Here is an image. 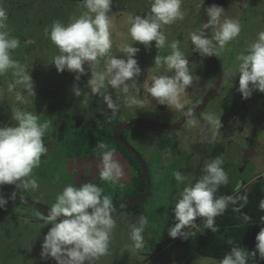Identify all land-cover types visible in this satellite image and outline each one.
<instances>
[{"label":"rangeland","instance_id":"rangeland-1","mask_svg":"<svg viewBox=\"0 0 264 264\" xmlns=\"http://www.w3.org/2000/svg\"><path fill=\"white\" fill-rule=\"evenodd\" d=\"M151 2L112 0V54L124 58L120 45L133 43L128 34L129 14L148 13ZM205 5L206 0H184L182 7L187 12L185 18L164 28L169 42L180 41V49L189 60L188 67L193 76L187 94L181 97L184 108L176 109L160 105L145 87L151 84L153 76L173 75L165 66L157 67L153 63L157 54L169 55L171 49H157L155 42L148 48L139 43L134 44V47L139 48L135 59L142 70L135 86L127 94L110 86L93 93L87 85L90 79L87 65L86 74L80 76L79 80H76V73L57 71L52 63L59 51L45 34V29L50 28L54 21L59 20L67 25L83 14L86 9L82 1L0 0V7L8 14L11 35L20 41V46L11 52L12 58L30 72L35 92L34 95L26 91L23 84H16L14 89L9 90V85L20 79L14 74L15 69L0 75V127L15 123L11 120V114L17 108L39 115L41 123L50 120V128L44 137L48 151L41 158L40 166L32 172L39 187L21 192L14 185H3L0 186V195L12 196L15 192V197L51 208L57 194L68 184L79 186L92 182L103 189L104 195L112 197L114 209L136 201L145 195L146 189L140 197L131 194L136 189V179L133 178L134 172L136 175L139 173L138 166L112 139L114 129L135 119L170 127L180 125L176 131L141 124L119 132L140 154L147 170L149 168L154 188L151 189L152 196L142 201L145 203L139 213L131 208L133 206L113 212L117 226L112 238L115 235L117 238L114 244L110 241L108 254L101 256L94 264H212L214 259L195 254L196 229H185L189 231L187 238L172 239L168 235L172 227L168 221L169 212H174L179 194L186 185L194 184L203 174L205 164L216 157L223 158V167L229 176V183L224 187L234 190L239 184L240 189L246 191L256 180L264 177V104L260 101L258 91L253 92L247 100L242 99L237 91L240 63L237 57L245 53L257 32L264 30V0H215L214 5L225 10L221 22L225 18L237 19L242 31L218 56H210L224 72L221 84L200 112L187 118L186 114L194 112L203 103L218 79L217 70L209 57L195 52L189 37L190 32L203 29L207 14ZM214 31V26L208 27L210 39ZM105 62L106 59L101 58L100 66L95 70L103 71ZM74 88H79L82 94L75 96ZM18 95L22 97L21 100H17ZM104 95H111L119 105L114 115L104 103ZM132 98L139 102L130 105L128 101ZM205 114L221 117L219 133L204 120ZM66 115L71 117L70 121L76 117L88 120L86 134L93 141L98 137V127L107 130L108 138L105 136L101 141L106 149H115V158L123 166L124 174L119 183L106 182L100 178L98 165L106 149L98 148L99 144H83L77 149L71 140L67 142L70 136H60L62 119ZM192 118L197 122L189 123ZM177 171L186 177L184 183L174 179L173 174ZM46 216L41 210L17 202H7L0 208V264H56L54 260L42 259L40 256L44 235L51 227L43 219ZM141 216L147 217L149 223L143 232L144 247L137 250L133 241L129 244L130 228L132 224L138 223ZM150 241H153L152 251L146 248Z\"/></svg>","mask_w":264,"mask_h":264},{"label":"clouds","instance_id":"clouds-1","mask_svg":"<svg viewBox=\"0 0 264 264\" xmlns=\"http://www.w3.org/2000/svg\"><path fill=\"white\" fill-rule=\"evenodd\" d=\"M184 0H152L150 10L144 15L129 14L130 27L128 34L133 43H122L120 51L124 58L111 53L112 42V0H82L86 11L79 17L65 25L61 21H54L45 34L58 48L59 54L53 58V65L58 72L65 70L76 73V80L85 75V65L90 71L88 87L93 93H99L101 88L110 86L112 89L129 93L135 86L142 70L135 59L139 48L134 44H142L146 48L155 42L157 49L165 47L171 49L166 56L156 55L154 65L165 66L173 75H156L151 78V84L145 85L147 92L160 105L183 109L181 97L187 94L193 83V76L189 70V60L180 49V41L169 42L164 30L166 25H172L183 20L187 14L182 7ZM225 10L221 6L212 5L207 8V23L203 29L189 33L194 51L206 56H218L226 45L239 37L242 25L239 20L221 17ZM214 26L215 31L210 39L206 33L208 27ZM20 46L18 38L11 35L8 24V14L0 7V75L9 69H15V75L20 79L9 85V90L16 84H23L26 91H33L30 72L12 58L11 52ZM101 58H105L103 71H96ZM239 82L237 91L242 99H250L253 92L264 93V30L257 32L256 37L248 45L245 53L237 57ZM75 96L82 93L79 88L73 89ZM17 96V100H21ZM104 103L113 115L119 105L111 95L103 96ZM139 101L132 98L128 103ZM186 115L192 116L191 111ZM204 120L213 125L218 132L221 127V117L205 114ZM11 120L14 124L0 127V186L14 185L16 189L27 191L39 187L38 181L32 176L34 168L41 164V156L48 151L44 144V137L50 128V120L43 123L40 117L22 109H13ZM192 118L189 123H196ZM213 140L215 137L213 136ZM106 149L103 143L97 146ZM224 160L217 157L206 163L203 174L194 184L186 185L179 194L174 208L176 223L169 228L168 235L172 239L187 238L189 231L197 229V218H203V226L212 233L219 231L215 218L222 216L229 205L235 206L238 201H244L240 207H233L234 212H240L247 203L246 196H216L221 186L229 183L228 173L225 171ZM99 175L103 181L119 183L123 176V166L115 158V149L102 152L98 165ZM174 179L184 183L186 177L179 171ZM241 186L236 185L234 191L239 193ZM16 193L13 192L14 199ZM7 200L0 198V208L7 204ZM264 210V199L260 201ZM112 197L103 194V189L92 182L79 186L68 184L58 193L48 214L43 219L50 225L41 244L40 256L50 258L56 264H94L101 256L108 254L110 239L116 228L113 218ZM245 222L250 217L244 214ZM149 223L147 217L141 216L137 224L130 228V238L135 249L144 247L143 232ZM256 251L249 253L245 248L231 247L230 251L219 261L212 264H248V261L259 253L264 259V227L256 236Z\"/></svg>","mask_w":264,"mask_h":264},{"label":"trees","instance_id":"trees-1","mask_svg":"<svg viewBox=\"0 0 264 264\" xmlns=\"http://www.w3.org/2000/svg\"><path fill=\"white\" fill-rule=\"evenodd\" d=\"M71 2H80L82 0H65ZM208 0H206L205 9L207 6ZM215 2V1H214ZM203 55V54H201ZM205 56V55H203ZM214 70V69H213ZM223 75L224 72L222 71ZM260 101L264 104V93L259 92ZM195 116V115H194ZM193 117V116H192ZM72 120L69 115H66L64 119H62L61 124V135L64 138L66 136H70V139H67L69 143L70 140L74 143L73 145L78 149V146H83V144H101V141L105 136L108 138L106 134L105 128H100L98 137L94 139L89 137L86 132L88 130L89 121H83L80 117H76L74 121ZM111 132V130H110ZM101 137V135H103ZM112 139L116 142L118 147L127 153V155L131 156L135 163L138 166L139 173L134 172L136 179V189L131 192V194L136 196H141L145 193L146 189V182L144 177L141 173L140 167L138 162L135 158L126 151L122 145L112 136ZM93 141V143L91 142ZM140 155V154H139ZM45 155L41 156L43 159ZM217 158V157H216ZM148 173L150 176L151 181V189L154 188L153 186V178L151 172L148 168ZM263 178H259L256 182L249 187L248 190L243 191L240 189L239 193L235 192L228 186H221L216 193V196H246L247 203L244 207L241 208L240 212H234L232 209L233 207H240L241 204H244V201L240 200L238 203L233 206L229 205L228 209L222 216H218L215 218V224L219 228V231L216 233H212L210 230L205 229L203 226V218H197L195 223H197L199 228L196 229L195 239H194V251L197 256H201L204 258H212L214 260H221L228 251H230L231 247H241L245 248L249 253L256 251V236L259 233L260 229L264 227V210H261L259 205L260 201L264 199V185H263ZM198 180V179H197ZM196 180V181H197ZM195 181V182H196ZM152 196L148 197V199ZM145 202L140 204H136L131 208H134L136 213H139V209L143 206ZM126 209V208H125ZM244 214L250 217V220L245 222L243 219ZM172 226L176 223L174 212L172 210L169 212V220ZM251 239V240H250ZM153 241L149 242V245L146 248L151 249L152 251ZM145 248V249H146ZM248 264H264V259H261L259 253L257 252L255 257L251 258L248 261Z\"/></svg>","mask_w":264,"mask_h":264},{"label":"water","instance_id":"water-1","mask_svg":"<svg viewBox=\"0 0 264 264\" xmlns=\"http://www.w3.org/2000/svg\"><path fill=\"white\" fill-rule=\"evenodd\" d=\"M214 1L215 0H209L208 1L207 8H209L210 6L214 5ZM207 19H208V17H207V14H206L205 23H207ZM207 29H206V33H207ZM209 59H210V61L212 62V64L214 65V67L217 70L218 79H217V82H216V85H215L214 89L207 96V98L203 101V103L194 112H191L192 113V116L195 115V114H197L198 112H200V110L209 102V100L211 98H213V96L218 91V88H219V86L221 84V81H222V75H223V73L218 68V65L215 63V61L210 58V56H209ZM191 117L187 116V118H191ZM141 124L148 125V126H152V127L158 128V129L169 130V131H176L180 127V125H178L176 127L163 126V125L154 123L152 121L143 120V119H135L134 121H132L130 123L118 125L114 129V137H115V139L122 145V147L126 151H128L135 158V160L138 163H140L141 171H142L143 176H144V179L146 181V193H145V195L143 197H141L140 199H138L136 201H132L130 203H126V204H124V205H122L120 207H117V208L114 209V211H119V210H122V209H125V208H128V207L134 206L136 204H139L142 201H144L145 199H147L150 196V194H151V182H150V178H149V174H148V170L146 168L145 162L139 157V154L135 151V149H133L126 142V140L119 135V132L120 131L126 130L128 128H132L135 125H141ZM246 156H248L247 153L245 155V158H246ZM0 198H3L5 200H7L8 202H17V203H22V204H25V205L34 207V208H36L38 210L43 211L46 214H48V211L50 210V208H48V207L42 206V205L37 204V203H35V202L31 201V200L24 199V198H20V197H15L13 199L12 196L0 195Z\"/></svg>","mask_w":264,"mask_h":264},{"label":"crops","instance_id":"crops-1","mask_svg":"<svg viewBox=\"0 0 264 264\" xmlns=\"http://www.w3.org/2000/svg\"><path fill=\"white\" fill-rule=\"evenodd\" d=\"M116 238H117V235L113 236V238H112V235H111V239H110V241L112 240V242H113L112 244H114ZM131 242H132V240L129 241V244H130Z\"/></svg>","mask_w":264,"mask_h":264},{"label":"bare ground","instance_id":"bare-ground-1","mask_svg":"<svg viewBox=\"0 0 264 264\" xmlns=\"http://www.w3.org/2000/svg\"><path fill=\"white\" fill-rule=\"evenodd\" d=\"M196 115V114H195ZM194 116V115H193ZM170 225V224H169ZM251 240V239H250Z\"/></svg>","mask_w":264,"mask_h":264}]
</instances>
